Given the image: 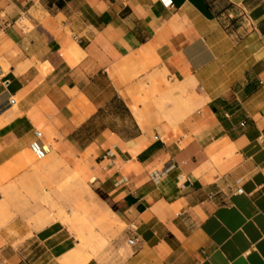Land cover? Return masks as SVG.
Segmentation results:
<instances>
[{"label": "crops", "instance_id": "crops-1", "mask_svg": "<svg viewBox=\"0 0 264 264\" xmlns=\"http://www.w3.org/2000/svg\"><path fill=\"white\" fill-rule=\"evenodd\" d=\"M57 156L116 258L18 213ZM72 263L264 264V0H0V264Z\"/></svg>", "mask_w": 264, "mask_h": 264}, {"label": "rangeland", "instance_id": "rangeland-1", "mask_svg": "<svg viewBox=\"0 0 264 264\" xmlns=\"http://www.w3.org/2000/svg\"><path fill=\"white\" fill-rule=\"evenodd\" d=\"M43 163L48 164L50 170L41 171L38 182L23 189L22 199L29 198L32 203L15 205L18 213L28 216L25 222L33 228H40L55 221L71 236L75 250H79L81 246L80 225L75 219L83 216L92 227L100 230L105 238V243L93 257L116 258L120 250L118 246L123 224L115 216L106 193L97 188L96 183L91 181L86 173L69 169L68 163L62 157H49L44 159ZM29 207L35 210L33 214L29 212ZM44 213L51 220L36 221V217ZM64 220H68V223ZM86 250L88 252L89 248ZM67 256L63 257L62 261H65Z\"/></svg>", "mask_w": 264, "mask_h": 264}, {"label": "bare ground", "instance_id": "bare-ground-1", "mask_svg": "<svg viewBox=\"0 0 264 264\" xmlns=\"http://www.w3.org/2000/svg\"><path fill=\"white\" fill-rule=\"evenodd\" d=\"M65 222L68 223V220L67 221L65 220ZM70 224H71V222H70ZM82 238H84V237H82ZM86 239L89 242V244L91 245L92 254H94L96 252V250L99 248V246L103 244L102 237L98 233H95V231L93 229L89 230V235L86 237Z\"/></svg>", "mask_w": 264, "mask_h": 264}]
</instances>
